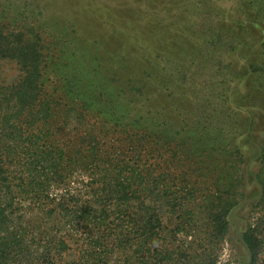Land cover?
Returning a JSON list of instances; mask_svg holds the SVG:
<instances>
[{"label": "trees", "instance_id": "obj_1", "mask_svg": "<svg viewBox=\"0 0 264 264\" xmlns=\"http://www.w3.org/2000/svg\"><path fill=\"white\" fill-rule=\"evenodd\" d=\"M226 5L244 38L264 30V0ZM30 6L0 0V264H219L240 191L251 183L258 193L238 239L247 264H264V136L254 140L251 112L264 85H243L246 70L219 84L209 74L216 133L149 122L130 113L141 82L109 93L106 81L108 68L128 78L139 63H150L141 72L159 65L155 25L125 26L128 11L101 26L69 14L47 21ZM216 20L205 15L202 34L221 42ZM256 67L248 75L264 72ZM148 70L136 80L152 79ZM243 86L252 108L248 131L237 136L230 130L247 108L235 97ZM240 137L256 149L253 179L240 173Z\"/></svg>", "mask_w": 264, "mask_h": 264}, {"label": "rangeland", "instance_id": "obj_2", "mask_svg": "<svg viewBox=\"0 0 264 264\" xmlns=\"http://www.w3.org/2000/svg\"><path fill=\"white\" fill-rule=\"evenodd\" d=\"M13 1L22 9L25 3L30 4L28 9L31 10L34 7V10L40 11L47 21L48 19L62 21L69 14L70 19L72 16L83 20L85 18L96 19L101 26L102 21L109 22V16L117 14L118 16L114 18L116 20L128 11L126 17L121 19L125 26L132 24L136 19V23L140 26H144L148 22L155 25L157 31H151V33L156 35L155 41L159 42L155 48L157 57L160 56L159 59H155V62H158L159 65H153L154 68H151L153 70L146 69L147 72L153 71L154 77L150 79L147 76L140 81L136 80L146 71L141 72L142 68L150 65L149 62H144L139 63L138 67H135L136 69L133 67V77L128 78L112 74L114 71L108 68L106 81L110 88L109 93H114L120 84L127 85L128 82L134 83L133 81L141 82V87L144 85L141 92L143 95L137 94L139 102L133 104L129 110L134 115H144L149 122L152 120L159 121L160 124L167 122L177 130L186 133L195 130H197L195 132L216 133L221 127L220 118H217L220 115L214 111L215 100L210 97L209 90L205 87L209 74L211 76L212 73H216L218 78L215 82L219 84L227 75L229 77L236 75L238 78L243 75L244 77L246 70L247 77L242 81L243 85L253 83V80H256L254 85H264V72L257 71L255 75H248L246 69L253 63L257 65L256 69L264 68V47H262L264 45V30L249 32L245 38L241 36L240 31L231 22L232 20L236 21L238 16L235 15L233 19L227 20L226 0H200L191 6L185 4L187 0ZM207 14L215 15L217 19L215 22H218L217 27L224 38L221 42L214 33L206 36L202 34V24ZM218 29L216 28V30ZM227 37L234 40L232 46H225ZM150 39L142 41L143 51L149 45ZM240 41L245 43L242 49L238 46ZM131 55L136 56V52L132 50ZM169 62L176 67L174 72L169 71L172 67ZM255 90L253 102H256L257 106L253 108L254 110H251L252 103L248 104L245 88L235 92V97L242 101V106L247 105V108L238 111L236 123L233 124V129L230 131L237 136H239L238 133L242 135V132L244 134L248 131L250 122L248 109H250L254 116L252 136L258 142L264 136V89L257 86ZM118 93L113 97H116ZM130 99L131 97L125 102L129 103ZM208 117H213L215 127L208 124ZM206 127L207 129H205ZM194 138L196 137L194 136ZM240 139L245 155V162L240 165V173L247 175L248 172L250 178L253 179L258 171L256 149L246 141L247 138L240 137ZM240 192L242 205L233 213V225L220 253L219 264H247V255L238 238L246 228L253 205L252 201L257 196L258 189L254 183H251V185L242 187ZM50 221V223H54L52 219Z\"/></svg>", "mask_w": 264, "mask_h": 264}]
</instances>
